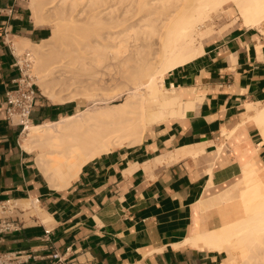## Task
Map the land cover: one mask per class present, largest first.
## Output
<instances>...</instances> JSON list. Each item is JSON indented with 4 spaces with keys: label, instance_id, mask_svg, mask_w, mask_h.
Here are the masks:
<instances>
[{
    "label": "crops",
    "instance_id": "0c3cea01",
    "mask_svg": "<svg viewBox=\"0 0 264 264\" xmlns=\"http://www.w3.org/2000/svg\"><path fill=\"white\" fill-rule=\"evenodd\" d=\"M27 3L0 0V201L14 207L0 221L9 225L0 252L17 264H224L226 252L203 238L244 219L252 183L264 189V21L247 26L224 4L198 56L164 76V106L140 142L97 156L57 189L3 105L18 77L14 43L50 37ZM81 102L40 95L28 124L57 123Z\"/></svg>",
    "mask_w": 264,
    "mask_h": 264
},
{
    "label": "bare ground",
    "instance_id": "6f19581e",
    "mask_svg": "<svg viewBox=\"0 0 264 264\" xmlns=\"http://www.w3.org/2000/svg\"><path fill=\"white\" fill-rule=\"evenodd\" d=\"M226 3L238 8L247 26L264 21V0L30 1L35 26L49 25L51 37L18 41L15 53L31 52V75L49 102L88 105L57 123L24 129L22 148L37 155L51 187L67 188L89 161L140 142L156 108L164 106L158 100L164 76L198 56L202 28ZM108 86L118 87L124 101L99 99ZM242 200L244 219L202 242L225 251L224 264H264L261 184L252 183Z\"/></svg>",
    "mask_w": 264,
    "mask_h": 264
},
{
    "label": "built area",
    "instance_id": "2783aa9c",
    "mask_svg": "<svg viewBox=\"0 0 264 264\" xmlns=\"http://www.w3.org/2000/svg\"><path fill=\"white\" fill-rule=\"evenodd\" d=\"M31 66L32 61L29 53L16 56L15 67L18 70V77L13 81L14 88L5 92L3 102L8 121L11 124L20 126L22 130L29 123L31 112L41 95L34 83V77L31 75ZM12 209H14L12 204L0 201V221ZM8 229V224L0 223V232ZM18 259L19 255L16 253L0 252V264H17Z\"/></svg>",
    "mask_w": 264,
    "mask_h": 264
},
{
    "label": "rangeland",
    "instance_id": "374dc122",
    "mask_svg": "<svg viewBox=\"0 0 264 264\" xmlns=\"http://www.w3.org/2000/svg\"><path fill=\"white\" fill-rule=\"evenodd\" d=\"M30 1L31 0H27V5H28V7H30ZM220 13L221 12H218V13H216L214 16H213V18H212V21L208 24V26L211 28V27H213L215 30L221 25V22H222V18L220 17V18H218V16L220 15ZM31 18H32V15H31ZM45 24L47 25V24H49L50 23V19H47V18H45ZM47 22V23H46ZM46 27V26H45ZM49 29H50V37H51V28L49 27V25L47 26ZM49 37V38H50ZM48 38V39H49ZM46 41V40H45ZM43 42V41H42ZM39 43H41V42H39ZM23 53H31L30 51H25V52H23ZM22 53V54H23ZM34 77V76H33ZM34 83H35V85H36V78L34 77ZM121 96H120V95ZM102 95V96H101ZM99 99H109L110 100V102H112V103H121V102H123L124 101V99H125V95H123V94H121V92L118 90V87H116V86H108L107 88H106V90L105 91H102V92H99ZM82 102V104H83V108H85L86 106H88L87 104H86V102L84 101V100H81Z\"/></svg>",
    "mask_w": 264,
    "mask_h": 264
}]
</instances>
